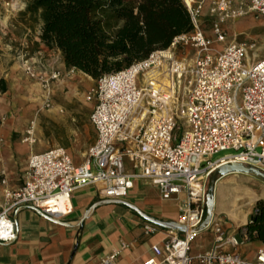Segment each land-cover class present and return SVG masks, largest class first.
Instances as JSON below:
<instances>
[{
	"label": "built area",
	"instance_id": "2783aa9c",
	"mask_svg": "<svg viewBox=\"0 0 264 264\" xmlns=\"http://www.w3.org/2000/svg\"><path fill=\"white\" fill-rule=\"evenodd\" d=\"M182 1L192 26L189 32L174 37L166 49L102 75L88 91L95 140L81 163L75 164L63 147L55 146L29 155L19 187L7 186L4 178L0 181V243L15 241L12 214L21 207L62 220L72 211L71 193L76 188L98 185L103 198L121 200L135 180H144L161 199L178 203L175 223L183 230H168V237L152 246L143 264H264V248L252 261L220 249L225 244L235 248L242 240L226 235L213 212L201 227L208 179L219 166L239 163L264 174V58L251 60L244 42H226L223 28L246 15L264 22V0H210L205 17L211 35L200 27L204 1ZM181 50H186L184 56ZM16 58L24 73L41 85L46 108L51 83L78 72L73 67L64 72L42 69L41 52L32 57L20 51ZM61 58L56 57L51 67ZM33 130L31 122L24 138L29 144L35 142ZM222 150L235 153L211 159ZM206 230L213 233L215 244L191 256L192 240ZM156 231L151 224L143 225L146 235ZM125 248L121 245L98 264H116Z\"/></svg>",
	"mask_w": 264,
	"mask_h": 264
},
{
	"label": "crops",
	"instance_id": "0c3cea01",
	"mask_svg": "<svg viewBox=\"0 0 264 264\" xmlns=\"http://www.w3.org/2000/svg\"><path fill=\"white\" fill-rule=\"evenodd\" d=\"M203 1L200 23L210 3V0ZM4 6L9 17L13 15L12 13L23 11L25 4H22L21 0H15V3L6 1ZM223 28L227 30L226 24ZM35 40L41 49L38 52L42 53L41 61L45 65L42 69L46 71L57 69L64 72L67 67L60 52L56 49L45 51L38 36ZM38 52L33 53L32 57H36ZM56 57H60L61 61L52 68L51 63ZM13 69H4L2 65L0 67V94L5 96L0 98V181L4 178L7 186L15 188L23 183L31 153H40L60 146L52 135L45 134L40 124L41 118L44 116L54 123H59L64 115L61 105H53L46 112L39 114L35 123L30 121L39 102L44 99V91L39 82H34L24 75L25 88L21 85L16 86L14 80L18 79L20 74ZM36 70L40 69L36 67ZM75 75H78L84 84L88 82L87 79H91L78 71L72 76L52 82V100L58 92L64 94L71 92L72 89L69 88H74V85L68 81ZM90 88L92 87L85 91L84 100H87L86 95ZM31 122L36 141L29 144L21 140ZM92 130L94 131L93 127ZM64 149L69 154V148ZM124 164L130 171V162L125 159ZM247 175L249 174L231 173L217 178L213 190V217L222 221L226 235L242 240L235 248L225 244L220 249L225 252H236L245 260L252 261L256 252L264 248V245L259 241H245L243 238L245 226L253 213V208L246 209L245 201L258 200L253 188L244 184V177H248ZM224 180H227L229 185L221 189L219 183ZM1 188L0 184V190ZM98 189V185L74 189L71 193L72 211L62 220L52 221L30 206L15 210L12 220L16 239L11 243H0V264H98L100 258L119 250L123 244H126L127 248L118 254L116 264H143L151 255L152 246L161 245L168 237V230L150 223L140 213L162 222H175L179 214L178 203L174 199H161L158 190L144 180H135L127 197L121 199L134 208L123 203L106 202L105 200L113 199L103 198L99 195ZM144 224L157 227L156 233L144 234ZM198 236H201L202 243L200 250L194 252L192 242ZM196 237L190 244V255L193 257L208 251L215 244L211 231H202Z\"/></svg>",
	"mask_w": 264,
	"mask_h": 264
},
{
	"label": "trees",
	"instance_id": "16d2710c",
	"mask_svg": "<svg viewBox=\"0 0 264 264\" xmlns=\"http://www.w3.org/2000/svg\"><path fill=\"white\" fill-rule=\"evenodd\" d=\"M21 1L24 14L39 22L44 47L93 80L166 49L192 28L182 0ZM218 177L213 173L207 184ZM243 238L264 245V201H256Z\"/></svg>",
	"mask_w": 264,
	"mask_h": 264
},
{
	"label": "rangeland",
	"instance_id": "374dc122",
	"mask_svg": "<svg viewBox=\"0 0 264 264\" xmlns=\"http://www.w3.org/2000/svg\"><path fill=\"white\" fill-rule=\"evenodd\" d=\"M6 1L15 3V0H0V67L1 65L4 69H13L14 67L13 70L20 74L18 79L14 80L17 83L16 86L21 85L25 88L23 75H27L24 73L16 56L20 51L28 53L29 56L41 51L35 40L40 30V24L34 17L24 14V10L16 14L12 13L13 15L7 17L8 13L4 10V3ZM21 3L25 4L22 1ZM200 27L207 35H211L208 17L204 16L202 18ZM226 27V42L233 39L238 42H244L249 46L251 60L256 61L264 58L263 21L256 19L251 15H246L227 22ZM43 48L45 51H50L45 47ZM185 54L186 50H181V55L184 56ZM32 80L38 82L37 80ZM80 80L81 78L78 77V75H75L74 78L69 80L68 83H72V86L74 85V88L69 89H72L73 91L71 90V92L65 94L58 92L55 97H53V100H50L49 108L44 107V99L43 101H40L34 111L32 120H30L35 123V119L39 114L46 112L52 108L53 105H61L63 110L62 115H64V117L59 123H54L51 119L43 116L40 124L46 135H52L54 139L59 142L60 146L66 149L67 147L69 148L68 152L75 164L81 163L84 160L86 150L95 140V133L89 122L93 101L84 100V93L89 87H94L97 81L91 78L87 79L88 82L84 84ZM18 89H21V87H18ZM65 91L67 90L65 89ZM3 97L5 96H0V98ZM70 130H72V133H70ZM25 136L24 132L21 141L24 142ZM234 153L233 150H222L213 154L211 159L217 160ZM247 176L248 177H244V184L253 188L258 200L264 201V180L254 174H249ZM256 201L257 200H246V209L254 208ZM201 241V236H198L193 240L192 249L194 252L200 250Z\"/></svg>",
	"mask_w": 264,
	"mask_h": 264
},
{
	"label": "water",
	"instance_id": "95a60500",
	"mask_svg": "<svg viewBox=\"0 0 264 264\" xmlns=\"http://www.w3.org/2000/svg\"><path fill=\"white\" fill-rule=\"evenodd\" d=\"M214 173H217L220 177L227 175V174H231V173L254 174V175L259 176L260 178H262L264 180V174L263 173H261L260 171H258L255 168L244 166V165L239 164V163L224 164L222 166H219L215 170ZM213 190H214V184L207 185L206 202H205V217H204V220H203L201 227L206 226L209 223L211 216H212V212H213ZM105 201L106 202L123 203L125 205L130 206L131 208H134L132 205L127 204L121 200H105ZM140 214L146 220H148L150 223L157 225L159 227L165 228L167 230H179V231L183 230V228L181 226H179L178 224H176L175 222H162V221L153 219L151 217H148L142 213H140ZM48 218L52 221H56L50 217H48ZM57 222L64 224L63 222H59V221H57Z\"/></svg>",
	"mask_w": 264,
	"mask_h": 264
},
{
	"label": "bare ground",
	"instance_id": "6f19581e",
	"mask_svg": "<svg viewBox=\"0 0 264 264\" xmlns=\"http://www.w3.org/2000/svg\"><path fill=\"white\" fill-rule=\"evenodd\" d=\"M185 2H191V1H193V0H184ZM25 142V141H24ZM226 185L228 186L229 185V183H228V181L227 180H224V181H222V182H220L219 183V188H225L226 187ZM252 193V192H251ZM223 196V195H222ZM256 197V196H255ZM262 198V197H261ZM220 199V198H219ZM225 199V198H224ZM253 199V198H252ZM251 200V199H250ZM229 202H230V200H229ZM222 206V205H221ZM229 207H230V205H229ZM238 207V206H237ZM226 208V207H225ZM222 209V208H221ZM228 210V209H227ZM229 211H230V209H229ZM224 212V211H223ZM228 212V211H227ZM232 213H234V212H232ZM229 214V213H228ZM236 217V216H235ZM231 219V218H230ZM235 220V219H234Z\"/></svg>",
	"mask_w": 264,
	"mask_h": 264
}]
</instances>
